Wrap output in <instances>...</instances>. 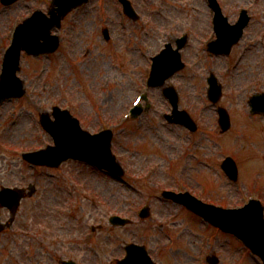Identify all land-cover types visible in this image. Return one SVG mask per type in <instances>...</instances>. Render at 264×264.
I'll list each match as a JSON object with an SVG mask.
<instances>
[{"label":"rangeland","instance_id":"374dc122","mask_svg":"<svg viewBox=\"0 0 264 264\" xmlns=\"http://www.w3.org/2000/svg\"><path fill=\"white\" fill-rule=\"evenodd\" d=\"M134 1L141 18L125 17L123 23L118 0H92L65 20L60 29L62 47L57 53L23 56L20 74L28 92L0 106V184L28 180L22 172L32 169L22 160L20 152L51 139L38 122L41 110L51 109L58 102L70 103L84 126L91 130L101 123L117 122L144 86L151 56L165 41L188 30L192 33L183 50L186 67L168 83L178 89L180 106L197 120V131L167 122L164 114L171 104L161 88H149L146 102L150 107L115 128L114 151L126 167L124 180L74 161L55 170L57 180L33 178L52 189L49 192L52 195H45L48 203H79L81 220L85 208L89 225L101 220L100 203L107 209V216L120 212L135 217V224L103 230L90 240L95 251L88 253L89 264H108L120 255L119 234L127 241L142 239L152 246H156L157 240H168L170 246L163 264H190L200 254L205 261L213 251L220 257L218 264H262L233 235L205 227L198 219L193 222L183 217L185 212L181 216L180 208V217L171 219L170 214L177 208L152 197L160 191L155 188L188 185L204 198L229 205L242 203L250 191L253 194L258 191L264 199V115H251L248 103L251 94L264 91V0L256 3L254 25L230 55H213L206 49L204 38L212 27L207 0ZM221 1L226 12L236 18L240 6L249 0ZM49 2L21 0L11 6L0 4V71L11 23L22 20L36 7L46 10ZM105 26L110 31L109 40L103 34ZM211 71L224 84L218 104L231 113L232 125L226 132L220 129L217 105L207 96V77ZM229 154L239 166L237 181L231 180L221 168V160ZM39 194L24 200L19 225L27 222L28 227H33L36 215L31 213L37 210L35 199ZM148 200L153 212L148 219L139 220L135 211ZM168 226L173 229L169 239L165 236ZM147 229L150 234H145ZM3 236L0 234V264H11L18 257ZM73 252L83 259L82 250Z\"/></svg>","mask_w":264,"mask_h":264},{"label":"water","instance_id":"95a60500","mask_svg":"<svg viewBox=\"0 0 264 264\" xmlns=\"http://www.w3.org/2000/svg\"><path fill=\"white\" fill-rule=\"evenodd\" d=\"M84 0H55L59 5V13L51 11L52 17L48 18L41 12H38L33 18L28 19L22 24L17 33L15 45L8 52L5 63V71L0 87V101L12 95L22 94V84L16 76L18 68L19 54L22 48H26L29 52L41 53L51 51L58 46V37L50 33L51 28L55 24L60 23L61 17L71 8L81 4ZM127 9L131 11V7L127 0H124ZM219 39L212 44L215 51H229L233 42H235L240 34L244 24L233 28L227 22L220 18L219 20ZM236 27V26H235ZM43 39V41H41ZM182 43L180 44V46ZM156 63L152 75L151 83L154 85L163 84L165 79L172 75L176 70L183 66L181 56L178 50L172 51L165 49L162 54L155 58ZM213 76L210 78L214 82L212 90L213 98H217L221 88L217 85ZM171 90H166L169 92ZM174 104H177L176 94L173 92ZM252 104L255 110H264V95H257L253 98ZM178 120L186 123H192L188 115L181 116ZM229 116L224 111L222 123L227 128ZM45 125L50 129L57 138L59 146L54 148L56 152L57 162L51 164H59L61 160L74 155H80L95 162L108 166L113 170L120 171L114 158L110 154L111 134L106 132L103 135L90 136L88 133L81 131L79 126L65 113L57 114V121L51 122L45 117ZM73 126V127H72ZM201 213H205L214 223H217L227 230H231L239 234L257 253L264 258V217L263 210L259 204L254 203L248 209L237 212H225L226 216H218L212 208H202L195 206Z\"/></svg>","mask_w":264,"mask_h":264}]
</instances>
